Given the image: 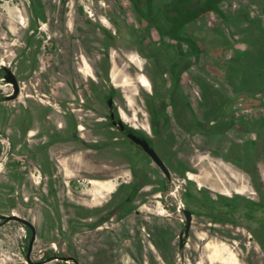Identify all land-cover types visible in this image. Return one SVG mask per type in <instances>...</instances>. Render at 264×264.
Returning a JSON list of instances; mask_svg holds the SVG:
<instances>
[{
	"label": "rangeland",
	"instance_id": "obj_1",
	"mask_svg": "<svg viewBox=\"0 0 264 264\" xmlns=\"http://www.w3.org/2000/svg\"><path fill=\"white\" fill-rule=\"evenodd\" d=\"M32 2L0 0V216L15 215L34 227L30 260L41 264H73L52 259L58 256L71 257L77 264H217L211 258L219 252L224 257L232 254L236 264H264V237L256 233L264 229L262 199L255 195V186L251 188L248 181L234 177L232 168L222 160L226 151L211 152L213 149L206 143L203 147L196 137L183 140L174 135L172 144L165 131L157 153L171 172L173 184L169 188L154 164L125 143L115 129L106 126L102 97L113 89L117 114L122 112L127 119L136 118L129 124L141 126L155 140L149 132L147 117L149 93L136 82L132 64L113 50L119 48L115 41L107 46L111 55L107 72L99 66L103 58L100 50L106 49L99 43L104 38L99 30V26L103 27L102 20L109 23L111 18L137 29L139 43L134 48L137 52L144 53L157 43L154 30L144 32L148 27L135 15L129 1L35 0V7ZM161 2L157 0V8L162 6ZM221 5L226 16L236 17L227 41L231 53L227 52L225 59L217 58L218 66H224L229 76L226 82L210 75L205 60L199 64L193 74L199 93L195 98L204 116L219 113L228 97L240 93L249 95L252 91L250 95L256 98L257 107L264 98V93L256 94L254 90L264 83V35L260 36L258 48L245 49L253 39L249 33L255 34L242 16L261 20L263 32L264 0H224ZM59 21H63V27ZM68 25L75 32L69 40L75 43L73 55L83 60L85 71L80 70L77 60L71 81L50 72L56 55L68 53L62 46L68 42L64 37ZM199 25L204 31L228 32L214 16L204 18ZM244 28H250L251 32L242 31ZM108 31L114 32L113 27ZM131 57L137 58L136 53L130 54L129 60ZM113 66L121 73L123 82L130 84L129 88L111 85L107 73ZM2 68L9 70L18 82L19 94L14 100H5L13 90L4 81ZM153 71L147 61L142 74L152 78ZM39 83L40 91L36 89ZM260 112L256 109L252 115ZM79 126L84 130L79 131ZM68 146L76 148V153H90L110 171L107 179L111 186L102 192L99 205L89 208L75 203V195L88 189V184L71 175L59 176L62 160L59 152ZM50 155H55L54 162ZM186 171L200 176L202 186L188 179ZM134 185L140 189L131 197ZM203 193L223 199V203L231 200L234 206L245 204V209H237L233 214L223 212L229 219H236L234 226L200 214L204 210L194 201ZM183 195L193 200H187L186 204ZM123 203L104 224L91 228ZM187 205L198 213L193 216L188 241L179 251L182 209ZM102 226L105 228L99 230ZM30 238L31 233L23 224L1 219L0 264H29L25 255Z\"/></svg>",
	"mask_w": 264,
	"mask_h": 264
},
{
	"label": "flooded vegetation",
	"instance_id": "obj_2",
	"mask_svg": "<svg viewBox=\"0 0 264 264\" xmlns=\"http://www.w3.org/2000/svg\"><path fill=\"white\" fill-rule=\"evenodd\" d=\"M33 1L34 2H32V5L33 7H35L36 2L35 0ZM128 1L135 15L146 23V26L148 28H146L144 32L150 29L154 30L155 34L157 35V43L152 44L151 48H149L148 50L144 49V53H141L139 50L137 52V50L134 49L135 46H137L139 43V32L137 29L124 24L123 22L119 24L111 18H109V23L106 20H102L101 23L103 27L99 26L100 29H98L101 31L104 38H102L101 42L99 41V43L102 44V46H105L106 49L100 50V52H103V58L100 59L99 66L101 70H103V72H107V68H109L111 64V55L109 54L110 49L107 48V46L108 43L110 44V42L115 41V45H118L119 48L113 50L115 52H120L130 62V64H132V68L136 69V71H133L135 80L139 84L140 88L145 92L150 93L151 86L147 77L142 75L147 61L151 63V66L154 70L162 72L164 71L165 73H167L170 78L169 82H166L167 97L164 98L161 103L160 101L157 102L156 98H150L149 101L150 112L147 114L148 120L150 121L149 132H151V136L154 137L155 140L150 138L148 136V134L150 133H145V129L141 126L129 124L132 122L131 119L135 120L136 118L132 116L130 119H127V116L122 112H120V114H117V108L114 102L115 92L113 89H110L109 92L104 94L102 97L106 109L104 119L106 120V126H110L112 129H115L118 135L123 138L125 143L130 144L132 147L140 151L142 155L147 160H149V163L154 164L159 169V171L165 178L167 186L171 188V184H173L171 180V172L164 160L157 153L158 149L161 146V142H163L161 136L165 131L167 132L166 135L168 138H170V143L172 144L174 143V141L171 140V137L173 138L174 135L180 136V133L184 134V137H186V139L193 137L202 138L205 136L226 133V131L230 130H236L238 128L237 124H240L241 129L247 133H251L254 135H264V114L261 116H252L245 115V113L240 116L238 113L233 112L232 109L234 107V104L232 103L234 99H230L227 101L225 108H223L219 113H209V115H205V118H203L204 115L197 114L194 111L192 105V100L199 95L197 88L194 85V76H192L188 82L183 83V81L181 80L184 73L188 70L194 69L195 71H193V73L195 74V72L198 70L199 64H201L202 60L205 58L206 61L210 63V65H207V69L210 75H217V78L221 77L222 80L225 79V81L228 82L229 72L224 66H218V63L220 61H218L217 58L220 57L222 59H225L227 58V52L231 53L232 48H230L229 42L227 44V41L231 38L230 36L232 34L229 33V30L231 25L235 23L236 17L235 15L233 17H228L224 14L222 17L212 9L213 5L217 4L218 9L221 11L220 5L224 2V0H162V6H160L159 8L156 7L157 0ZM209 15L216 16L223 23V25L226 26V30L228 32L224 33L219 30L204 31V28H202L199 23L204 18L209 17ZM242 16L247 21L246 23L253 28L252 30L256 35L255 36L253 34V39L250 42L251 46L247 45V47L251 49L258 48L261 42L260 36L264 35L261 31V20H259L257 17L255 18L246 14H242ZM58 24L59 26L63 27V21H59ZM110 27H113L114 32L111 33L108 31ZM9 31L12 34V25H9ZM74 36L75 32L73 26L69 27L68 25L67 27H65L64 37L68 39V42L62 44V46L68 50V53H66L65 55H56V61L50 68V72L54 74L55 77H66L67 79H65L67 81H71L73 79L77 67V60L80 65V70L85 72L83 60L81 58H76V55H73L75 43L69 42V40H71ZM225 43L226 45H224ZM133 53H136L137 58L131 57L129 60L130 54ZM219 53H221L222 55ZM128 67L130 66L128 65ZM1 70L5 75L4 69L2 68ZM117 74L119 75H117L114 81L110 76V80L113 86L125 87L126 89L129 88L130 84L127 83V81L123 82L121 73L118 72ZM140 77L144 78V80L147 82V88H143L140 82H138ZM91 78L94 79L95 77L93 76ZM116 84H124L125 86H117ZM41 88L42 85L39 83L36 89L40 91ZM180 89H182L183 92H181ZM60 90H62V88ZM263 93L264 83L261 84L258 89H256V94L263 95ZM249 97L256 99L251 95H249ZM109 99H111L112 101V111L111 106L108 105ZM263 102L264 98L261 102L263 104L262 107H264ZM112 113L113 118L111 117ZM214 115L216 116V118L213 117ZM118 122H121V124L123 125V131L116 125V123ZM79 127V131L84 130V127ZM128 132H131L135 136L145 139L146 142L149 143L158 157L162 160L165 168L169 173L168 177L155 164V162L152 161L149 156H147L141 150V148H138L132 142L128 141ZM180 137L184 140V137ZM59 153L62 155V160H60L59 164V176L61 177V175H71L72 177H75L77 179L85 180L89 186L88 189L80 192L78 195H75L77 198L75 203L89 208H91V206L99 205L103 199L102 192L107 190L111 186V181L107 179L110 171H108L107 168L101 166V162L95 160L90 155V153H76V148L74 147L68 146L66 147V149L60 151ZM50 159L51 162H54L55 155H50ZM222 160L229 166H238L242 163L241 157L231 152H226ZM185 175L190 176L188 179L198 182V186H202L197 175H193L189 171H186ZM258 180L254 181L253 183V185L255 186L254 192L259 200L262 199L261 207L264 208V190L263 186L261 185V183H259L260 181ZM160 182L161 181H159V183ZM122 188L123 187L121 186L120 188H118V190L120 191L122 190ZM139 189L137 185L132 186L130 191L133 195L131 197H134ZM92 191L95 195L91 193ZM185 192L187 191L185 190ZM222 194H224L225 196L230 195L228 192ZM183 196L186 204H188L187 200H193L190 199L188 195ZM222 200L211 198L209 195L203 193L202 196L194 202H196L197 206L204 210L200 212V214H202L203 216H208L210 217V219L216 222H230L234 226L236 219H229L227 216L230 213H235L237 209H245V204L236 203L234 206V202L228 200V203L224 202L225 205H223L224 203ZM185 211L189 212L191 215V224L189 228L190 232L193 223V216L198 212H196L195 209H190L188 205L183 207V230L186 224V218L184 215ZM225 211H228L227 216H225V214L223 213ZM244 219H246L245 216ZM247 227L250 228L249 225ZM104 228L105 227L102 226L98 229L102 230ZM25 229L29 230V228L26 226ZM247 231L249 232V229ZM257 231L264 232V229ZM90 251L91 254L94 255V250H92V248L90 249ZM56 258L62 257L56 256ZM211 259L213 261H216L217 264H236V261L234 260V256H232V254H229L225 257L223 255H216V257L214 258L212 256ZM71 262L73 264H76L73 261ZM32 264H38V262H32Z\"/></svg>",
	"mask_w": 264,
	"mask_h": 264
},
{
	"label": "crops",
	"instance_id": "obj_3",
	"mask_svg": "<svg viewBox=\"0 0 264 264\" xmlns=\"http://www.w3.org/2000/svg\"><path fill=\"white\" fill-rule=\"evenodd\" d=\"M220 9L222 11V13L225 15V12L222 8V5H220ZM210 16H214V15H209ZM216 17V16H214ZM264 27V25H263ZM247 30L249 32L250 28H244V30L242 31H246ZM244 32V33H246ZM252 32L249 33V35L252 37ZM264 34V31H263ZM236 36V35H234ZM236 40V39H235ZM249 49V47H247L245 45V49ZM203 60H205V64L206 65H210L209 62L206 61V59L204 58ZM141 61V60H140ZM193 71H195L194 69L188 70L187 72L184 73V75L182 76L181 80L184 82H186L185 80L187 79H191L192 76H194ZM153 76L152 78L147 77L149 83H150V93L149 96L150 98H156L157 102L160 101V103L164 100V98L167 97V88H166V82H169L170 78L167 75V73H165L164 71H153ZM118 72L115 71L114 66L112 67V69L110 68L109 72L107 73V76L110 79H114L117 77ZM197 75V74H196ZM135 76V75H134ZM135 78V77H134ZM222 79V78H221ZM139 82V81H138ZM111 85L113 86L111 80H110ZM117 86L120 84H116ZM114 87V86H113ZM116 88V87H114ZM259 88V87H257ZM256 90V89H254ZM181 92L182 89H180ZM252 92V91H251ZM250 92V93H251ZM249 93V95H250ZM249 95H245V94H238L235 97H228L227 101L230 99H234L233 103L234 107H233V112L237 113L235 110H237L240 116H242V114L245 115H252L253 111H255L256 109H260V113H255V116H261L264 114V107H262V103L260 104L261 108L257 107V101L256 99H253L251 97H249ZM244 96V97H242ZM156 102V103H157ZM256 102V103H255ZM264 103V102H263ZM199 102L196 101V98L192 100V105H193V109L197 114H202L199 108ZM239 106L240 108L238 109ZM204 115V114H203ZM253 116V115H252ZM203 118H205V116H203ZM239 122V121H238ZM238 128L236 130H230V131H226V133H220V134H216V135H210V136H205V137H197L199 138V141L201 142L203 147H206L204 145L207 144L209 149H213L211 152H231L233 154L238 155L239 157H241L242 163L238 166H230L234 172V177H237L239 180H243L244 182L250 183L252 185L251 188H254V181L258 180L260 181L259 183H261V185L263 186V190H264V135H254L251 133H247L244 130L241 129L240 124H237ZM180 136L184 137V134L180 133ZM198 140V139H197ZM206 143V144H205ZM200 179V176H198ZM220 182V181H219ZM221 183V182H220ZM211 189H213V187L210 186ZM254 191V189H253ZM222 193H226V192H222ZM253 233V232H252ZM257 235L260 237H264V232L259 231L257 232ZM259 233V234H258ZM253 237L249 235V238ZM216 255L219 256V252H215L213 254V258L216 257Z\"/></svg>",
	"mask_w": 264,
	"mask_h": 264
},
{
	"label": "water",
	"instance_id": "obj_4",
	"mask_svg": "<svg viewBox=\"0 0 264 264\" xmlns=\"http://www.w3.org/2000/svg\"><path fill=\"white\" fill-rule=\"evenodd\" d=\"M5 71V75H4V81L7 84H10L12 86V90L13 93L10 96H7L5 98L6 101H10V100H14L15 98H17L18 94H19V85L18 82L16 80V78L14 77V75L7 70L6 68H3ZM108 105L111 106V111H112V101L111 99L108 100ZM113 118V113L112 116ZM116 125L123 131L124 127L121 124V122L116 123ZM127 139L128 141L132 142L134 145H136L138 148H141V150L147 155L149 156V158L155 162V164L163 171V173L168 177L169 173L167 171V169L165 168L162 160L158 157V155L156 154V152L153 150V148L149 145V143L146 142L145 139L135 136L133 133L128 132L127 133ZM129 199V198H128ZM123 204H121L120 206L116 207V209H114L112 212H110L109 214H107L104 218L99 219L96 223H94L91 228H96L98 226H101L102 224H104L110 217H112L114 214H116L122 207ZM185 218H186V224L184 227V230L179 234L178 238V250L182 251L183 248L185 247L187 241H188V233H189V228H190V224H191V215L189 212L185 211L184 212ZM0 219L3 220V222H8L11 220H15L18 221L19 223L25 225L26 227L29 228V230L31 231V239L29 241L28 244V248L26 251V261L29 264H32L31 260H30V254L32 251V247H33V242L35 240V230L34 227L31 225V223H29L28 221L12 215V216H0ZM52 259H58L56 257L52 258ZM63 261H73L77 264L76 260L71 258V257H62L59 258ZM50 261V260H49ZM42 262L38 263L41 264Z\"/></svg>",
	"mask_w": 264,
	"mask_h": 264
},
{
	"label": "bare ground",
	"instance_id": "obj_5",
	"mask_svg": "<svg viewBox=\"0 0 264 264\" xmlns=\"http://www.w3.org/2000/svg\"><path fill=\"white\" fill-rule=\"evenodd\" d=\"M139 82H140V84H141V86L143 87V88H147L148 87V84H147V82L144 80V78H142V77H140V79H139ZM119 86V85H118ZM120 86H125V85H123V84H120ZM80 128V127H79ZM82 128V127H81ZM73 163V162H72ZM74 164H75V161H74ZM74 164H72V165H74ZM87 164V163H86ZM77 166H79V165H77ZM88 166V165H87ZM72 167H74V166H72ZM83 167V166H82ZM85 167V166H84ZM79 168V167H78ZM86 168V167H85ZM76 171V170H75ZM80 171H81V169H80ZM77 172V171H76ZM88 172V171H87ZM96 173V172H95ZM94 173V174H95ZM89 174V173H88ZM91 174V173H90ZM96 175V174H95ZM100 175V174H99ZM98 176V175H97ZM98 181V180H97ZM102 182V181H101ZM104 182V181H103ZM91 183V182H90ZM100 183V182H99ZM105 183V182H104ZM106 183H108V182H106ZM92 185V184H91ZM94 185V184H93ZM104 186H105V184H104ZM110 186V185H109ZM99 189V188H98ZM90 192V191H89ZM94 192H95V189H94ZM94 192L92 191L91 193H93L94 194ZM89 194V193H88ZM99 194V193H98ZM97 194V195H98ZM95 195V194H94ZM99 197V196H98ZM87 198V197H86ZM93 198V197H92Z\"/></svg>",
	"mask_w": 264,
	"mask_h": 264
},
{
	"label": "trees",
	"instance_id": "obj_6",
	"mask_svg": "<svg viewBox=\"0 0 264 264\" xmlns=\"http://www.w3.org/2000/svg\"><path fill=\"white\" fill-rule=\"evenodd\" d=\"M213 11L223 17V13L218 9L217 4H214L212 7Z\"/></svg>",
	"mask_w": 264,
	"mask_h": 264
}]
</instances>
